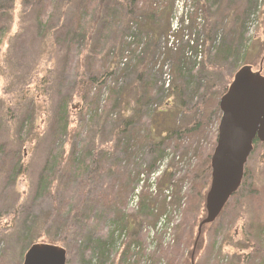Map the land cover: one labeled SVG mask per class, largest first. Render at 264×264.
<instances>
[{
    "label": "rangeland",
    "instance_id": "374dc122",
    "mask_svg": "<svg viewBox=\"0 0 264 264\" xmlns=\"http://www.w3.org/2000/svg\"><path fill=\"white\" fill-rule=\"evenodd\" d=\"M93 1L0 0V264L41 242L67 264H264L263 145L196 243L222 117L198 108L241 68L264 75V0Z\"/></svg>",
    "mask_w": 264,
    "mask_h": 264
},
{
    "label": "water",
    "instance_id": "95a60500",
    "mask_svg": "<svg viewBox=\"0 0 264 264\" xmlns=\"http://www.w3.org/2000/svg\"><path fill=\"white\" fill-rule=\"evenodd\" d=\"M222 113L216 148L211 158V185L206 195L207 217L198 232L216 222L239 191L254 141L264 144V77L249 66L240 69L219 103ZM23 264H67V251L59 246L35 244Z\"/></svg>",
    "mask_w": 264,
    "mask_h": 264
},
{
    "label": "trees",
    "instance_id": "16d2710c",
    "mask_svg": "<svg viewBox=\"0 0 264 264\" xmlns=\"http://www.w3.org/2000/svg\"><path fill=\"white\" fill-rule=\"evenodd\" d=\"M47 2H46V4L47 5H49L50 3H51V0H46ZM120 1H123L122 3L123 4H128L129 2L131 3V4H133L135 7L137 6V5H143V4H146L145 3V1L144 0H127V1H125V0H120ZM94 2V4L95 5H99L100 7H102V5L105 3V2H107V0H94L93 1ZM98 3V4H97ZM130 3H129V5L128 6H130ZM149 5L151 6L152 4L151 3H149ZM152 8V7H151ZM126 16V15H125ZM139 78H141V77H139ZM98 81H97V78H93V79H91V85H93L94 83H97ZM140 83H138L135 87H134V92H135V104L133 105V107L131 108V111L135 114V115H133V116H130L129 117V119H127V121H126V123H125V127H124V129L125 130H123V132L124 131H126L129 127H131L133 124H134V121H133V119H135L136 117H137V115H139V113H141V111H142V97H143V95H142V93H141V90L142 89H140V87H139V84H141L142 83V81L140 80L139 81ZM86 84H87V82L86 81H83L82 83H81V87L83 88H85L86 87ZM149 86V85H148ZM150 87V86H149ZM82 90H84V89H82ZM173 90H175L174 88H172L171 87V89H170V94H171V92H173ZM181 89H179V93H181V91H180ZM227 91H228V88H226L224 91H223V93L220 95V94H216V90L215 89H211L207 94H206V96H204L203 98H202V102L200 103V105H199V108H198V111L200 112V113H208L209 115H210V117H209V119H211L212 118V116H217V114L220 112V107H219V102H220V100H221V98L227 93ZM84 91H82V93H83ZM151 92V91H150ZM138 96V97H137ZM172 97V95L170 96V98ZM173 98V97H172ZM174 99V101H176V99L175 98H173ZM135 117V118H134ZM164 121H165V119L164 118H162L161 119V122H162V124H161V122H160V124H158L159 126H162L163 124H164ZM155 123H157V121L155 122ZM193 126L189 129V130H187V129H182V128H178V127H176L175 129H168V131H166L165 132V134H167L166 135V137H164L163 139H162V142H161V140L160 141H158V140H153L152 142V144L155 146V148H156V146H158L159 144H161V143H170L171 141H174V136H178V137H182V135H185L186 133L187 134H193V133H195V131L196 130H201V120H198V121H194L193 122V124H192ZM68 126L70 127V125L68 124V123H66L65 124V126H64V130H66V129H68ZM162 138V137H161ZM155 139V138H154ZM161 142V143H160ZM257 145H263L264 146V144H261L258 140H255L254 141V149L256 148V146ZM208 164H207V166H206V168H205V175H209L210 173H211V162L209 161V160H211V158H212V155H211V153L208 155ZM250 182V179H248V177H247V172H246V168H245V174H244V178H243V182H242V185H241V187H240V189H239V191L233 196V198L232 199H235L237 196H238V194L243 190V188H246V186L248 185V183ZM159 183L161 184H163V182H161V181H159ZM166 185V184H165ZM231 199V200H232ZM228 205H229V203L227 204V206L226 207H228ZM226 207H225V209H226ZM224 209V210H225ZM222 215V214H221ZM218 221V220H217ZM42 244H43V242H41ZM59 244H62L61 242L59 243ZM33 245H35V244H32V245H30V247L31 246H33ZM51 245H56V244H51ZM56 246H58V245H56ZM60 247V246H59ZM30 249V248H29ZM243 249V248H242ZM102 250L103 249H101L100 248V252H102ZM99 252V253H100ZM67 255H68V253H67ZM90 255H92V254H90ZM101 256H104V253L102 252L101 253ZM162 256H164V258H165V254H163ZM169 256H172L171 254H169ZM168 258V257H167ZM169 259V258H168ZM68 263V262H67Z\"/></svg>",
    "mask_w": 264,
    "mask_h": 264
},
{
    "label": "bare ground",
    "instance_id": "6f19581e",
    "mask_svg": "<svg viewBox=\"0 0 264 264\" xmlns=\"http://www.w3.org/2000/svg\"><path fill=\"white\" fill-rule=\"evenodd\" d=\"M205 44L203 45V47H205L206 48V43H207V41H205L204 42ZM201 48H202V50H203V47L202 46H200ZM204 48V49H205ZM224 212V211H223ZM220 218V217H219ZM218 218V219H219ZM157 229V226L155 227V229L153 230V229H149V232L151 233V235H153V236H158V235H160L162 232L161 231H157L156 230ZM173 236H175V231H171L170 232V238L171 237H173ZM51 245V244H50ZM63 248V247H62ZM137 250V249H136ZM67 262H68V257H67ZM192 264H193V261H192Z\"/></svg>",
    "mask_w": 264,
    "mask_h": 264
},
{
    "label": "built area",
    "instance_id": "2783aa9c",
    "mask_svg": "<svg viewBox=\"0 0 264 264\" xmlns=\"http://www.w3.org/2000/svg\"><path fill=\"white\" fill-rule=\"evenodd\" d=\"M169 81H170V79H169V77H168V83H169ZM160 173H158V175H159ZM157 175V176H158ZM164 223H165V219H164ZM165 225V224H164ZM164 226H162L161 225V223H159V225L157 226V231H161V232H163V230H164V228H163ZM170 231H171V229H170ZM153 236V235H152Z\"/></svg>",
    "mask_w": 264,
    "mask_h": 264
}]
</instances>
